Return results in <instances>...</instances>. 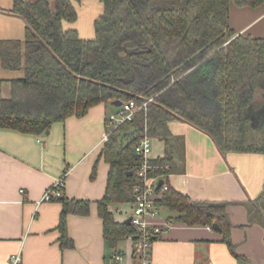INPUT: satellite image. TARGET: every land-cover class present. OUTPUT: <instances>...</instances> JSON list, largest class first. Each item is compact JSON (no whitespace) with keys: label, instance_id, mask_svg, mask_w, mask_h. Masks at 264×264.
Masks as SVG:
<instances>
[{"label":"trees","instance_id":"trees-1","mask_svg":"<svg viewBox=\"0 0 264 264\" xmlns=\"http://www.w3.org/2000/svg\"><path fill=\"white\" fill-rule=\"evenodd\" d=\"M101 2L94 36L81 38L76 29L63 27V21L77 16L71 0H56L53 10L46 0H12L7 11L25 22V51L19 40H0V59L5 69L22 68L23 77L0 79V128L41 135L96 105L110 106L114 100L141 104L151 98L131 121L110 131L100 150L108 173L96 212L105 241L115 248L137 234L130 222L115 220L111 206L131 202L135 188L143 186L138 175L142 158L131 148L144 127L165 148L161 157L147 160L154 167L148 176L172 172L175 137L168 124L175 120L207 133L222 154L257 152L264 158V32L259 37L236 34L229 26L230 2L264 9V0ZM255 121L259 128L252 127ZM60 190L51 199L61 202L57 227L62 244L71 245L66 216L87 214L89 201L68 199ZM155 205L188 226L217 223L232 250L225 203L194 201L168 186Z\"/></svg>","mask_w":264,"mask_h":264},{"label":"crops","instance_id":"crops-1","mask_svg":"<svg viewBox=\"0 0 264 264\" xmlns=\"http://www.w3.org/2000/svg\"><path fill=\"white\" fill-rule=\"evenodd\" d=\"M46 1L53 10L56 0ZM71 1L77 16L73 22L63 21V27L76 29L81 38H92L94 20L103 9L101 0ZM11 5L12 0H0V40L21 41L24 53L25 22L7 11ZM229 26L236 34L262 36L263 6L239 7L230 2ZM21 77L22 68L5 69L0 59L1 80ZM107 107L96 105L82 117L52 124L41 135L0 128V264H12L16 254L17 264H138L129 239L115 248L107 244L96 212L108 173V164L100 156ZM168 127L175 137L172 148L176 157L167 185L194 201L225 203L233 247L231 250L222 241L217 229L188 226L169 219L174 214L160 209L151 220L163 226L161 235L151 243V264H264L263 155L222 154L212 138L195 126L175 120ZM164 149L162 141L152 139L149 158L161 157ZM58 180H62L63 196L89 201L87 214L69 212L66 216L71 245L62 244L57 227L61 202L42 200ZM111 210L116 221H125L131 204L111 206ZM112 254L121 259L113 260Z\"/></svg>","mask_w":264,"mask_h":264},{"label":"built area","instance_id":"built-area-1","mask_svg":"<svg viewBox=\"0 0 264 264\" xmlns=\"http://www.w3.org/2000/svg\"><path fill=\"white\" fill-rule=\"evenodd\" d=\"M150 101L151 98L145 99L141 104H136L132 100L122 102L114 111L108 113L105 120L107 130L102 135V142L107 140L108 134L112 129L123 122L131 121L136 113L144 110ZM151 141L152 138L146 134V127H144L143 136L134 146L136 155L142 158L138 167V175L143 178V186L135 188L133 200L130 202V223L137 230V234L136 237L129 234L126 236V239H129L133 244V253L138 259V264H151V243L163 232V226L151 221L159 215V209L155 205V200L168 188L166 183L167 175H147L149 169L154 170V167L147 163L151 150ZM164 168L167 169L168 165H165ZM159 181H161L160 186H158ZM61 187L62 180H58L45 191L42 200L49 201L52 196H60ZM156 188H159V191ZM111 258L117 261L121 259V256L119 254H112ZM11 259L12 264H17L19 262V255L16 254Z\"/></svg>","mask_w":264,"mask_h":264},{"label":"water","instance_id":"water-1","mask_svg":"<svg viewBox=\"0 0 264 264\" xmlns=\"http://www.w3.org/2000/svg\"><path fill=\"white\" fill-rule=\"evenodd\" d=\"M121 103H122L121 100H114V101L111 102V105H112V106H116V107H118V106L121 105ZM131 151H132V153H133L134 155H136V151H135V148H134V147L131 148ZM160 184H161V181L158 182V186H160ZM118 206H119V204H114V205H113V208H118ZM124 222H125V223H129V222H130V217L126 218ZM211 227H212L213 229H217V230L219 229L217 223H213V224L211 225Z\"/></svg>","mask_w":264,"mask_h":264},{"label":"rangeland","instance_id":"rangeland-1","mask_svg":"<svg viewBox=\"0 0 264 264\" xmlns=\"http://www.w3.org/2000/svg\"><path fill=\"white\" fill-rule=\"evenodd\" d=\"M3 95H4V96H7V95H8V90L4 89V90H3ZM115 109H116V106H111V105H110V106L107 107V111H106V112H107V114H108V113L114 111ZM254 124H255V125H254ZM254 124H252V127H253V128H255V127H256V128H259V124H258L257 121H255ZM124 207L127 209V206H124ZM124 207H123L121 210H123Z\"/></svg>","mask_w":264,"mask_h":264}]
</instances>
